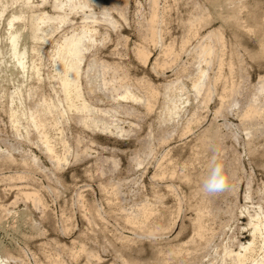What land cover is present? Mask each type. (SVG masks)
I'll return each instance as SVG.
<instances>
[{
	"label": "rangeland",
	"instance_id": "374dc122",
	"mask_svg": "<svg viewBox=\"0 0 264 264\" xmlns=\"http://www.w3.org/2000/svg\"><path fill=\"white\" fill-rule=\"evenodd\" d=\"M74 1L73 10L59 11L66 20L54 21L59 28L52 41L40 43L43 71L55 39L81 26L94 30L86 57L107 62V76L118 91L97 90L90 97L96 108L112 109L95 113L110 129L84 125L79 114H63L57 134L64 147L55 150L65 159L57 163L39 133L14 129L7 113L16 84L21 89L15 104L26 109L39 94L50 93L48 82L0 70V259L6 264H126L123 258H131L151 264L157 249L163 256L168 247L179 246L165 264H234L233 254L250 236L248 220L264 210V89L259 90L264 0ZM51 2L30 0L27 7L23 0H8L0 17V60L8 55L6 17L21 13L25 18L14 26L25 32L22 25L31 14L56 13ZM197 15L206 21L191 24ZM206 44L213 49L208 57L200 53ZM166 47L176 54L163 65ZM136 48L144 49L145 60ZM201 71L205 75L196 93ZM125 90L139 101L122 98ZM251 109L261 115L248 113ZM213 159L222 164L228 186L216 194L200 186L198 195L208 204L207 240L190 248L186 241L197 239L190 203L199 196L182 175L205 177ZM91 211L94 217L85 215ZM262 252L256 248L253 258Z\"/></svg>",
	"mask_w": 264,
	"mask_h": 264
},
{
	"label": "bare ground",
	"instance_id": "6f19581e",
	"mask_svg": "<svg viewBox=\"0 0 264 264\" xmlns=\"http://www.w3.org/2000/svg\"><path fill=\"white\" fill-rule=\"evenodd\" d=\"M23 1L25 6L28 7L30 0ZM7 3L8 0H0V17ZM64 6H66L68 10H73L77 5L74 0H52L51 8L54 9L56 13L53 15L41 11L34 15L31 14L29 23L25 22L22 25L24 28H27L25 32H23L20 27L14 26L15 20L24 19L25 17L18 12L8 15L6 17V24L8 27V32L6 34L8 44L6 43V50L8 55L7 59L0 60V67H2L0 69L1 71H11L14 75H20L22 79L25 80H33L36 82L46 80L48 82L50 93L46 94L42 92L26 109L21 104H18V106L15 104V101L18 100L17 91L21 89L20 86L16 84L13 91L8 95L7 113L10 124L14 129L17 130L18 127L21 126L25 131H37L39 136L43 139L42 145L44 150L52 153L51 155L57 163L65 159L63 151L59 152L55 150L58 147H64V142L57 134L58 123L61 116L63 114L66 116L79 114V119L84 125L97 127L101 131L109 130L110 127L108 124L103 119L96 117L95 113L99 111L107 114L112 109L96 108L91 101L90 94L97 90H106L111 94H116L118 91V87L115 86L113 79L107 76L105 70L109 67L107 62L97 60L93 55L86 57V54L94 45V30H88L84 26H81L77 31L64 34L54 40L50 52L45 53L47 68L43 71L40 43L48 41L50 43L52 41V34L59 28L54 24V21L61 24V22L66 20V13L62 14L59 12ZM154 14V11H151L148 28L149 38L151 40L154 38ZM102 16L110 25H115V21L107 12H102ZM88 18V16H83L82 20ZM205 21V16L197 15L193 18L191 24H201ZM215 31L218 33V29H215ZM205 36L210 37V32H207ZM26 40L30 42L28 43ZM259 43L260 51L264 53V32ZM3 47L4 45L0 42V54ZM212 51L213 49L207 44L205 46L202 45V49H200V53L206 54V57H208ZM134 52L138 57L145 60L147 54L143 48H136ZM162 52L165 56L163 65L170 63L175 58L176 52L173 51L172 47L163 48ZM32 53H34L33 56ZM34 56H37L36 59L38 62H36V59H33ZM204 75L205 71H201L200 80L193 85V89L196 93H199L202 88V79ZM31 89L32 88L28 86L27 96L31 95ZM147 89L154 92L151 87H147ZM263 89L264 84L260 86L259 90ZM2 96L3 95L0 93V98ZM121 97L132 101H139L129 90H125ZM144 106L147 109L151 106L149 97L145 101ZM59 107L62 109V112H60ZM248 113L261 115V113H255L252 109ZM203 177L204 175L202 173L182 175V179L189 185L193 195L200 194V186ZM10 178L13 177L10 176ZM31 193V198L38 202L35 193ZM28 194L29 193H25L27 197ZM196 199L197 198H195V200ZM204 199L205 198L199 196L196 201L194 200V202H192L193 204L190 203V207L195 214L194 218L191 220V224L193 225L192 236H197V239L190 238L186 241L187 245H190V248H192L195 241L200 245L204 244L207 240L204 235L203 223L205 220L203 221V218L206 214L208 204L204 202ZM260 210L261 212H255L252 218L248 220L250 236L246 242L240 243V248L233 254L234 264H264V210ZM141 211L145 217H148L149 213L146 209H141ZM85 215L94 217V212H86ZM127 221L131 224H136L133 227L134 229L138 228L136 221L132 217H129ZM258 247L262 248V255L253 258L256 248ZM80 249H83V247ZM179 249V246H170L167 249L168 251L166 250L164 252L165 254L163 256H159L161 250L157 249L158 251L156 250L157 252H155L157 255L155 262L151 264H165L168 256L170 254V256H176ZM90 254L94 256L92 251ZM73 256H76L75 252ZM123 261L126 264H141V261L131 258H123ZM149 263L146 261V264ZM0 264H6V262L0 259Z\"/></svg>",
	"mask_w": 264,
	"mask_h": 264
},
{
	"label": "clouds",
	"instance_id": "9594fccd",
	"mask_svg": "<svg viewBox=\"0 0 264 264\" xmlns=\"http://www.w3.org/2000/svg\"><path fill=\"white\" fill-rule=\"evenodd\" d=\"M228 186V178L223 166L213 159L208 174L203 178L201 189L206 194H216Z\"/></svg>",
	"mask_w": 264,
	"mask_h": 264
}]
</instances>
